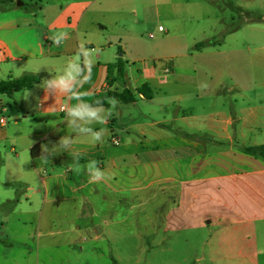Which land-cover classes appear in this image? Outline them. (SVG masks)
<instances>
[{
	"label": "crops",
	"instance_id": "obj_1",
	"mask_svg": "<svg viewBox=\"0 0 264 264\" xmlns=\"http://www.w3.org/2000/svg\"><path fill=\"white\" fill-rule=\"evenodd\" d=\"M156 4L157 0H0V81L26 73L41 76L32 89L10 96L19 107L11 116L21 125L7 129L5 116H0V143L10 142L12 150H18L13 179L29 185L23 194L27 207L16 196H5L15 209L0 219L1 235L13 238L12 217L18 213L24 218L18 227L23 235L29 231L30 217H36L39 228L51 209L50 217L57 223L37 241L36 254L24 256L26 264H71L72 259L60 256L61 245L75 244L70 235L60 244L57 237L64 232L76 234L81 242L107 236L114 242V229L117 233L123 227L118 220L111 222L109 214L103 215V226L93 238L85 234L93 232V223L67 230L58 226L62 204L77 208V215L89 210L92 216L97 198L108 203L109 211L122 203L130 205L127 210L152 204L151 210L140 213L151 226L139 239H153L144 264H264V160L244 152L264 145V43L252 57L251 39L239 27L222 43L204 47L210 51L198 50L192 63H184L185 54H175L164 66L142 62L127 68L132 54L127 48L120 54L117 49L125 38L140 45L133 25L140 22L141 12L148 21L150 12L158 10ZM62 31L68 39L57 46L51 37ZM230 40L238 41L237 46L219 50ZM80 44L94 50L91 79L80 89L89 93L88 103L98 94L123 88L136 96L130 103L115 99L118 103L107 124L92 125L107 129L95 145L88 137L76 136L64 121L62 106L76 101L63 95L45 98L40 86L63 70ZM118 58L126 62L122 81L115 80L116 69H109ZM166 66L169 74L164 73ZM202 83L208 87L200 89ZM145 85L149 98L138 92ZM108 100L105 109L111 108ZM134 110L142 117H134ZM3 113L9 109L0 99ZM66 135L74 139L71 147L53 149ZM74 152L80 153L82 165L99 161L111 178L89 183L86 171L70 170ZM0 242V263H19L4 238ZM112 262L118 264V259Z\"/></svg>",
	"mask_w": 264,
	"mask_h": 264
},
{
	"label": "rangeland",
	"instance_id": "obj_2",
	"mask_svg": "<svg viewBox=\"0 0 264 264\" xmlns=\"http://www.w3.org/2000/svg\"><path fill=\"white\" fill-rule=\"evenodd\" d=\"M25 2L29 4L30 0H25ZM156 5L158 10L155 13L150 12L148 21L144 22L145 15L141 12L139 15L140 22L138 25H133L139 33L140 45L134 46L132 41L125 38L122 42V49H117L119 54L122 53L121 50L125 52V48L132 54L127 68L139 67L142 62L148 64L156 62L164 66L165 62L170 58L173 59L175 54H185V57L181 58L185 61L184 63H192V55L201 50L210 51V49L206 50L207 48L197 49L195 47L197 43L220 44L228 32L238 30L239 27L242 28L240 33L251 39L250 53L252 57L257 54L256 48L264 43V19H262V17L264 18V0H157ZM160 26L163 31L159 30ZM226 43L227 46H223L219 50L236 47L238 41L230 40ZM126 44L127 47H125ZM0 99L7 103L9 109V113H3L0 116H5L7 129L14 130L21 125V122L14 121L11 113L12 111L18 112L19 107H17L14 98L10 96L0 95ZM142 111L147 114L146 108H142ZM19 116L20 120H23L22 115ZM125 116L128 117L127 114ZM133 116L142 117L135 110ZM13 132L11 131V133ZM12 146L10 142L3 141L0 143V219L15 209L14 202L4 201L5 196H16L22 200V205H28L23 194L29 185L18 183L13 179L15 178L13 160L18 150H12ZM22 160L23 158L19 159V161ZM92 203L94 206V210L91 211L92 216L89 214V210L86 211L85 215H77V208H73L68 203L62 204L58 222L59 228L67 230L78 224L93 223L95 224L93 232L85 233L86 238H93L94 232L103 226V215L109 214L112 217H108L111 222L115 223L118 220L121 223L122 231L120 228L116 233L114 229V234H117L114 242H111L108 236L102 237L97 242L90 240L81 242L76 234L64 232L57 237L60 244L66 241L68 235L71 236L72 241H75V244L70 247L61 245L60 256L72 259L71 264H114L113 258L118 259V264H144L143 261L147 257L153 239L140 241L141 232L149 230L151 226L145 217L140 216V213L142 210H151L152 204H145L143 207L136 204L135 209L127 210L130 205L122 203L109 211L108 203L100 198L95 199ZM51 210L43 218L39 228L36 217H30L27 220L29 231L26 235H23L18 228L19 219H24L19 213L12 217L15 230L12 234L13 238L6 239V236L1 235L3 231L0 230V239L4 238L10 255L19 262L13 261L6 264H26L23 260L24 256L36 254L37 241L42 239L41 236H44L48 230L53 227L55 229L57 225L55 219L52 220L50 217ZM53 210L56 211L55 208ZM39 233L40 235H38ZM1 245L0 242V248ZM80 247H84L83 252H80ZM29 264L35 263L30 262ZM59 264L67 263L60 262ZM191 264H194V261Z\"/></svg>",
	"mask_w": 264,
	"mask_h": 264
},
{
	"label": "clouds",
	"instance_id": "obj_3",
	"mask_svg": "<svg viewBox=\"0 0 264 264\" xmlns=\"http://www.w3.org/2000/svg\"><path fill=\"white\" fill-rule=\"evenodd\" d=\"M54 44L59 46L68 39L67 32H58L51 37ZM94 50H90L80 44L75 55L70 58L63 70L50 79H44L41 87L45 91V98L49 95L54 96L55 99L59 95L66 96L69 101L75 100V104H65L62 106L61 111L65 113L67 127L76 133V136L88 137L90 142L95 145L101 143L103 136L107 131L106 128L96 130L92 127L93 124L105 125L109 117L112 115L118 103L115 98H109L108 103L111 108L105 109L103 101L96 100L94 103H88L85 97L89 95L88 92H81L80 89L84 84L88 83L91 79V69L94 64L93 60ZM207 83L199 85L200 89H206ZM74 143V139L70 135L61 137L58 145L53 149L68 150ZM47 152V147L44 148ZM69 169L77 173L86 171L89 176V183H98L102 180L110 179V175L99 167V161L91 160L87 164L80 163V153L74 152L72 154V163Z\"/></svg>",
	"mask_w": 264,
	"mask_h": 264
},
{
	"label": "trees",
	"instance_id": "obj_4",
	"mask_svg": "<svg viewBox=\"0 0 264 264\" xmlns=\"http://www.w3.org/2000/svg\"><path fill=\"white\" fill-rule=\"evenodd\" d=\"M210 42H200L195 45L197 49L210 46ZM109 69H116V81H122L125 76L126 62L122 58H118L117 61L109 66ZM41 80V76L38 74L26 73L20 77H9L5 80L0 81V95L11 96L17 92L30 90ZM147 86H143L139 89V93L143 94L145 97L149 98L146 93ZM109 98H115L124 103H130L135 101L136 96L128 88H123L122 91H108L106 93H101L95 96L93 99L94 103L96 100L103 101V106L107 105V100ZM36 147L32 149V153L35 151ZM244 152L256 158H261L264 160V145L262 146H251L246 147Z\"/></svg>",
	"mask_w": 264,
	"mask_h": 264
},
{
	"label": "built area",
	"instance_id": "obj_5",
	"mask_svg": "<svg viewBox=\"0 0 264 264\" xmlns=\"http://www.w3.org/2000/svg\"><path fill=\"white\" fill-rule=\"evenodd\" d=\"M159 30H160V31H163V28H162V27H159ZM151 37H153V35H151ZM170 72H171V68L166 66V67L164 68V73H165V74H169ZM114 143H115V144H118V143H119V139L115 138V139H114Z\"/></svg>",
	"mask_w": 264,
	"mask_h": 264
},
{
	"label": "water",
	"instance_id": "obj_6",
	"mask_svg": "<svg viewBox=\"0 0 264 264\" xmlns=\"http://www.w3.org/2000/svg\"><path fill=\"white\" fill-rule=\"evenodd\" d=\"M19 4H20V5H23V3H21V2H20Z\"/></svg>",
	"mask_w": 264,
	"mask_h": 264
}]
</instances>
